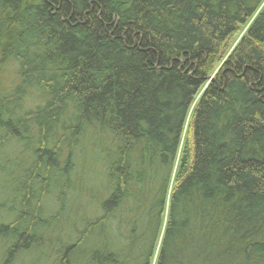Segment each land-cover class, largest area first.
Returning a JSON list of instances; mask_svg holds the SVG:
<instances>
[{"label":"trees","instance_id":"trees-1","mask_svg":"<svg viewBox=\"0 0 264 264\" xmlns=\"http://www.w3.org/2000/svg\"><path fill=\"white\" fill-rule=\"evenodd\" d=\"M264 264V0H0V264Z\"/></svg>","mask_w":264,"mask_h":264},{"label":"rangeland","instance_id":"rangeland-1","mask_svg":"<svg viewBox=\"0 0 264 264\" xmlns=\"http://www.w3.org/2000/svg\"><path fill=\"white\" fill-rule=\"evenodd\" d=\"M26 264H32V261H26Z\"/></svg>","mask_w":264,"mask_h":264}]
</instances>
